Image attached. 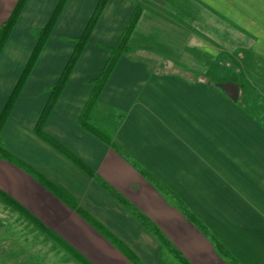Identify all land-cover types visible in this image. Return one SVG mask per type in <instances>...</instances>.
<instances>
[{
  "label": "crops",
  "instance_id": "0c3cea01",
  "mask_svg": "<svg viewBox=\"0 0 264 264\" xmlns=\"http://www.w3.org/2000/svg\"><path fill=\"white\" fill-rule=\"evenodd\" d=\"M58 1H25L0 52V111L34 32ZM16 2L0 0V24ZM97 2L66 0L2 128V146L73 197L142 264H181L149 224L191 264H231L184 205L238 264H264V0L107 1L44 125L91 176L34 126L71 54L68 39L82 32ZM137 6L128 49L90 119L112 147L82 128L79 116ZM224 82L238 86L236 101L218 86ZM8 123L13 137L6 143ZM0 160V189L91 264H134L36 178Z\"/></svg>",
  "mask_w": 264,
  "mask_h": 264
},
{
  "label": "trees",
  "instance_id": "16d2710c",
  "mask_svg": "<svg viewBox=\"0 0 264 264\" xmlns=\"http://www.w3.org/2000/svg\"><path fill=\"white\" fill-rule=\"evenodd\" d=\"M26 0H17L16 4L14 5L13 9L11 10L9 16L0 24V52L7 41L14 25L17 20V17L24 5ZM108 0H98L90 18L88 19L85 27L83 28L82 32L72 38H69L68 41L72 44V51L71 54L61 71L59 77L57 78L56 82L49 88V95L48 98L39 114V117L34 126V133L58 150L61 154L83 169L88 175H93L92 171L87 167L80 159L77 157L72 151H70L67 147L63 144L58 142L53 137L49 136L44 131V125L56 103L58 100L63 88L65 87L73 67L77 62L79 56L83 52L87 41L101 15L106 3ZM66 0H59L56 4L53 12L51 13L48 21L45 25L36 30L34 32L35 36V45L15 83L13 86L10 94L8 95L5 103L3 104L1 111H0V131L3 128L5 121L7 120L15 102L18 99V96L29 76L31 73L38 56L40 55L45 43L47 42L52 29L61 13V10L65 4ZM141 14V8L137 6L133 13L131 14L129 21L127 22L123 32L121 33L120 37L118 38L117 42L108 48L109 50V57L103 67L101 73L98 77L93 79L94 87L91 91V94L85 103L83 110L79 116V124L82 128L86 131L91 133L93 136L97 137L101 141L106 144L111 145L112 147L115 146L112 140L103 133L101 130L95 128L91 125L90 119L92 115V110L97 104L99 95L103 90L111 72L113 71L118 59L127 51L128 49V41L131 36V33L139 19ZM0 158L6 160L27 173L29 175L36 178L40 184H42L45 188L50 190L56 197H58L61 201L71 207L74 211H76L79 215H81L86 221H88L91 225H93L102 235L109 238L113 243H115L119 248L125 251V254L131 259L134 264H142L135 255L130 252L128 249L123 247L119 244L116 239L106 231L99 222H97L90 214H88L85 210H83L71 197L67 194L61 187L51 183L48 179H46L41 173L36 171L33 167L29 166L28 164L24 163L18 157L13 155L10 151H8L5 147L2 146L0 142ZM104 185L109 191H111L104 183ZM112 192V191H111ZM0 201L17 212L22 218H24L29 224L33 226L34 229L38 230L39 232L43 233L49 239H51L57 246L63 249L68 255L73 257L77 260L80 264H91L85 257H83L79 252L73 249L70 245L65 243L57 234H55L52 230L47 228L34 214H32L29 210H27L24 206H22L17 200H15L11 195H9L4 190L0 189ZM185 206V205H184ZM181 206L183 208V212L185 216L193 222L197 227L201 229L204 234H207L213 241V245L215 249L221 253L224 257L227 258L229 263L231 264H238V262L231 256V254L225 249V247L212 235L206 227L197 219V217L187 208ZM137 216L142 218V215L135 211ZM143 219V218H142ZM146 224V222H144ZM151 231L158 240L163 244L165 248L170 250L173 255L179 260L181 264H191L183 255L163 236V234L154 226L149 224Z\"/></svg>",
  "mask_w": 264,
  "mask_h": 264
},
{
  "label": "rangeland",
  "instance_id": "374dc122",
  "mask_svg": "<svg viewBox=\"0 0 264 264\" xmlns=\"http://www.w3.org/2000/svg\"><path fill=\"white\" fill-rule=\"evenodd\" d=\"M182 73L186 76H190L192 74V72L188 71H183ZM260 121L261 123L264 122V117H262ZM10 123H8V125L6 124V127L3 131V142L6 143L11 141L13 137L11 133L12 124ZM0 180L6 181V177H0ZM10 184L11 183H8L9 186L6 184L3 186L11 189ZM0 264L77 263L51 239L38 230L34 229L33 226L29 224L24 218H22L17 212L0 201Z\"/></svg>",
  "mask_w": 264,
  "mask_h": 264
},
{
  "label": "water",
  "instance_id": "95a60500",
  "mask_svg": "<svg viewBox=\"0 0 264 264\" xmlns=\"http://www.w3.org/2000/svg\"><path fill=\"white\" fill-rule=\"evenodd\" d=\"M218 86L224 90V92L227 94L229 98H231L233 101L237 100L239 88L236 84L232 82H224L218 84Z\"/></svg>",
  "mask_w": 264,
  "mask_h": 264
}]
</instances>
